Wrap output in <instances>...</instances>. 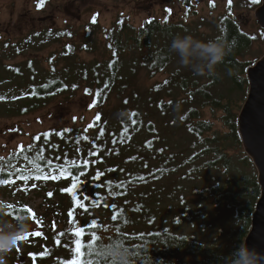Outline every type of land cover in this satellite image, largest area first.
Listing matches in <instances>:
<instances>
[{"label": "trees", "instance_id": "obj_1", "mask_svg": "<svg viewBox=\"0 0 264 264\" xmlns=\"http://www.w3.org/2000/svg\"><path fill=\"white\" fill-rule=\"evenodd\" d=\"M256 2L260 6L261 1ZM217 22L223 33L221 37L197 36V30L190 29L183 20L171 23L149 19L135 27L130 20L119 18L109 29L98 28L96 20H91L85 27V42L79 47L67 43L61 52L51 53L46 61L47 70L37 67L31 58L22 64L3 63L26 51L37 52L51 44H60L65 37L63 31L32 33L13 49L11 46L9 52L12 54L0 57V87L9 86L7 90L0 89V116L21 117L45 108L58 96L79 89L86 95L93 94V107L100 108L108 97L128 89L137 74V54L145 51L143 67L151 77L160 72H171L176 57L169 52V46L176 35H192L202 41L224 38L231 46L230 54L217 66L214 75H206L208 79L203 85L181 82V78L194 79L198 75L183 73L181 69L186 68L179 67L164 82L138 94L141 106L130 112L131 122L122 139L116 131L106 132L107 128L115 127H106V123L100 125L99 115L90 124V130H76L75 134L68 128L48 130L33 135L28 145L0 157V175L9 181L0 184V190L13 189V193L18 191L22 195L13 204L0 202V207L7 206L9 220L27 218L32 226L27 238L5 257V264L15 260L14 255L20 247L25 250L27 264H70L74 260L89 259L93 264H102L101 256L95 252L113 236L132 242L146 259L150 253L153 264H225L226 258L244 244L260 197V187L257 172L239 134L238 113L248 92L246 71L255 62L238 61L240 53L250 44L251 36L227 17ZM94 33L103 36L108 67H103L106 60L87 63L78 58L77 53L94 52L91 39ZM122 70L126 72L124 79ZM179 94L183 95L181 100L176 99ZM167 97L171 98L170 102L176 100L189 106L183 122L188 131L186 139L191 145L181 151L186 153L192 149V153L180 162L177 155L163 154L171 145L180 149L182 141H172L169 135L174 132L172 129L177 122L169 126L162 118L159 123L140 114L146 104L154 106L157 112V105L162 114L159 116L163 117L170 103L164 102ZM120 106L126 109L124 105ZM205 108L218 118L203 117ZM165 127L171 130L160 131ZM93 135H97V139L90 142L92 138L88 137ZM79 138L81 144H76L75 139ZM131 141H139L134 153L129 151ZM234 150L240 152L239 157L228 154ZM92 155L97 163L91 162ZM126 155H130L131 160L141 156L155 159L157 166L150 167L147 160L140 166L141 172L130 174L132 169L125 172L117 167L124 163ZM196 163L200 166L195 167ZM93 164L102 171L91 173ZM144 167L149 171H144ZM184 168L188 170L182 172L184 178L206 169L217 174L194 200V205L184 201L183 195L179 196L178 205L158 201L152 209L137 199L138 186L177 175L179 171H176ZM20 175L27 176L28 180L18 179ZM37 176L41 178L36 179ZM30 193L39 197L40 212L23 202L24 196ZM209 200L215 207L224 209L218 218L207 212ZM92 221L96 222L95 228L89 227ZM191 225L202 230L218 228L217 240L200 241L192 236L196 233H184L183 229ZM77 229L84 230L81 237L75 236ZM93 232L98 237L95 251L91 256L81 257L75 251V241L81 240L85 245L81 251L86 253ZM8 259L10 261L6 262Z\"/></svg>", "mask_w": 264, "mask_h": 264}, {"label": "rangeland", "instance_id": "obj_2", "mask_svg": "<svg viewBox=\"0 0 264 264\" xmlns=\"http://www.w3.org/2000/svg\"><path fill=\"white\" fill-rule=\"evenodd\" d=\"M188 1V2H187ZM14 0H0V57L5 54H9L12 46L22 40L24 37L29 36L32 33H39L47 30H58L65 33V37L60 44L54 43L50 46H46L42 50L37 52L26 51L22 53V56L15 57L12 61H7L6 65L10 64H22L33 59L36 61L37 67L47 70L48 56L53 52H61L63 45L67 43H73L77 47L81 46L85 42L86 32L85 27L91 22L89 19L91 16L95 17L92 20H96V27L109 29L114 22L119 18L124 20H130L132 25L139 27L145 20H168L171 23H178L181 20L184 21L190 29L197 30V36L214 37L222 36V30H219L217 21L223 17H227L228 20H233L239 27V29L245 34L251 36L250 44L245 48L238 56L239 62H249L250 64L258 61L264 55V29L261 28L257 22L256 9L258 3L256 0H49L47 6L43 11H36L33 9V3L31 0H27L28 6H18L14 9L13 15L10 18L8 9H3L5 5L12 7V4H16ZM24 2V0H22ZM187 2V3H186ZM261 4V3H260ZM187 9L189 11L187 12ZM3 14V15H2ZM28 14V18L32 20H23L20 15ZM78 15L81 18H77ZM43 18H52V20H43ZM193 34V33H192ZM194 35V34H193ZM93 41L94 52H81L77 53L78 58L87 63L98 61L102 62L107 59L104 51V39L101 34L94 33L91 37ZM147 55V52L137 54L138 68L137 74L131 79L130 86L120 96L116 93L107 98V101L100 108L93 107V94L86 95L80 89L79 91L69 92L66 95L58 96L51 101L45 108L26 116L21 117H8L0 116V157H5L12 151L18 150L21 147L28 145L31 138L35 134H39L48 130H60L62 128L72 129L75 134L76 130H90V124L93 120L100 115L99 123L106 127V132L116 131L117 135L122 139L125 129L130 125L129 114L133 110L140 108L141 104L138 103V94L144 93L146 89L151 88L156 83L164 82L170 77V73L175 68H183L179 64V58L175 55V65L171 72L166 71L157 73L154 77H151L146 69L143 67L145 63L143 58ZM130 57V56H129ZM147 61V60H146ZM180 65V66H179ZM108 61L103 62V67H108ZM1 70V68H0ZM183 73L192 72L189 69H181ZM126 76V72L122 70V79ZM76 78L78 76L76 75ZM174 79V78H173ZM177 77H175V80ZM208 77L196 76L192 78H181V82L187 83V85L195 84L198 86L207 82ZM214 78H212L213 80ZM78 81V80H77ZM218 81L220 79L218 78ZM9 86L4 84L0 89L7 90ZM137 91H135V90ZM120 96V97H119ZM182 94L177 95V100H181ZM164 102H170L171 98H164ZM244 102V101H243ZM125 106V110L120 106ZM156 108L159 107L156 105ZM188 105L185 103H178L173 100L169 103L168 110L164 112V116L155 112L154 106H148L147 104L142 107L140 114L152 121L160 123L161 118L164 124H171L177 122L174 132L169 133L173 138L172 141H182L179 145L180 149H174L169 146L168 151H164L165 155H177V161L180 162L191 156L192 149L183 152L181 148H186L191 145V141L186 139L188 137L183 118L186 115ZM242 109V108H241ZM154 110V111H153ZM124 112L127 113L126 119L118 118V114ZM240 112V111H239ZM213 112L209 108L203 110V117L207 119L218 118L212 114ZM240 113H238L239 116ZM146 115V116H145ZM102 122V123H101ZM216 125L219 123L216 121ZM104 129V130H105ZM171 129L165 127L160 131L169 132ZM90 132V131H89ZM166 135V134H165ZM167 136V135H166ZM95 141L97 135L89 136L88 139ZM87 139V141H88ZM82 139H75V143L81 144ZM139 141H131L129 145V151L135 152L136 147L139 145ZM80 147V146H79ZM124 154V153H123ZM231 157H239L240 152L237 150L228 151ZM236 155V156H234ZM130 155H126L127 158L120 166L125 172L129 170L130 174L141 172L140 166L144 161L148 160L150 167L157 166V160L152 158H144L143 156L131 160ZM96 157L92 155L91 162L95 161ZM195 167H199L198 163L194 164ZM91 173H96L100 170L95 164L92 165ZM109 167L105 168L108 170ZM186 170L179 169V173L173 174L170 177L162 178L159 181L150 183L147 186L137 187V199L142 201L143 206L152 209L159 203L158 201L167 204H179L180 195H183V200L187 201L190 206L194 205V200L200 197L202 191L212 183L213 178L217 177V174L213 170H203L197 174L193 173L187 178L183 177L182 172ZM144 171H149L144 167ZM123 176V174H122ZM142 177V176H141ZM9 187V185H6ZM163 187L162 189H160ZM142 195L140 198L139 195ZM22 195L13 193V189L0 190V202L2 203H15ZM23 202L33 210L41 211L40 199L34 193H30L28 196H24ZM2 205V204H1ZM0 205V206H1ZM206 207L209 208L207 212L210 216L218 218L221 216L223 208H217L209 200L206 203ZM141 209V208H140ZM186 234L196 236L200 241L214 242L217 240L218 228H206L202 230L193 225L183 229ZM27 258L25 250L20 247L18 252L14 255L15 260H11V264H20L18 262V255ZM13 258V257H12ZM11 258V259H12ZM10 261L8 259L6 262ZM28 260L24 264H27Z\"/></svg>", "mask_w": 264, "mask_h": 264}, {"label": "clouds", "instance_id": "obj_3", "mask_svg": "<svg viewBox=\"0 0 264 264\" xmlns=\"http://www.w3.org/2000/svg\"><path fill=\"white\" fill-rule=\"evenodd\" d=\"M169 52L179 58L183 68L191 70L198 76H212L218 65L224 62L231 52L229 42L224 38L202 41L192 35H176L172 38ZM118 118L126 119L127 113L121 112ZM8 209L5 205L0 207V264H5V257L21 243V237L28 234L31 223L27 218L11 221L7 218ZM102 264H153L150 253L145 254L122 237L113 236L110 241H105L100 247ZM225 264H264V253L255 248L241 244Z\"/></svg>", "mask_w": 264, "mask_h": 264}, {"label": "water", "instance_id": "obj_4", "mask_svg": "<svg viewBox=\"0 0 264 264\" xmlns=\"http://www.w3.org/2000/svg\"><path fill=\"white\" fill-rule=\"evenodd\" d=\"M257 22L264 29V0L256 9ZM248 92L238 116V130L247 156L257 172L260 197L256 203L244 244L264 253V55L246 71ZM20 264L26 262L21 254Z\"/></svg>", "mask_w": 264, "mask_h": 264}, {"label": "snow or ice", "instance_id": "obj_5", "mask_svg": "<svg viewBox=\"0 0 264 264\" xmlns=\"http://www.w3.org/2000/svg\"><path fill=\"white\" fill-rule=\"evenodd\" d=\"M43 2H44V0H40V5L39 6H43ZM61 171H63V167H61ZM40 178H41L40 176H37L36 177V179H40ZM18 179L28 180V177L27 176H24V175H20L18 177ZM8 182L9 181L7 179L3 178V176L0 175V184H6ZM69 215H71V213H69ZM112 218L114 220L117 219L116 215H114ZM95 226H96V222L95 221H92V223L89 225L90 228H95ZM74 234L77 237H81L84 234V230L83 229H77ZM26 238H27V236L25 235V236L21 237L20 239L21 240H24ZM97 241H98V237H97L96 233L93 232L92 233V242L86 245L88 251L85 253V252L81 251V249L83 247H85V245H82L81 240L80 239H77L75 241V244H76L75 251H76V253H78L81 257L91 256L93 254V252L95 251ZM95 254L97 256H101L102 255V253L100 251L95 252ZM70 264H93V261L90 260V259L89 260H86V261L85 260H80V261H75L74 260V261L70 262Z\"/></svg>", "mask_w": 264, "mask_h": 264}, {"label": "flooded vegetation", "instance_id": "obj_6", "mask_svg": "<svg viewBox=\"0 0 264 264\" xmlns=\"http://www.w3.org/2000/svg\"><path fill=\"white\" fill-rule=\"evenodd\" d=\"M14 1H16L15 2L16 4L15 5L12 4L11 5L12 7H10L8 5H5V7H3V9L7 8L8 11L10 12V13H8V14H10V18L12 17L15 8H17L18 6H28L29 5V3L26 2L27 0H24V2H22V0H14ZM31 1L33 3V9L36 10V11H43L45 9V6H47L48 3H49V0H44L43 6H39L40 5V0H31ZM20 16L22 17L23 20H32L31 18H28V14L27 15L26 14H22ZM77 18H81V17L78 15ZM94 18L95 17L91 16L89 19L92 20ZM1 19H2V16L0 15V20ZM44 19L45 20H52V18H43V20Z\"/></svg>", "mask_w": 264, "mask_h": 264}, {"label": "bare ground", "instance_id": "obj_7", "mask_svg": "<svg viewBox=\"0 0 264 264\" xmlns=\"http://www.w3.org/2000/svg\"><path fill=\"white\" fill-rule=\"evenodd\" d=\"M199 94V93H198Z\"/></svg>", "mask_w": 264, "mask_h": 264}]
</instances>
